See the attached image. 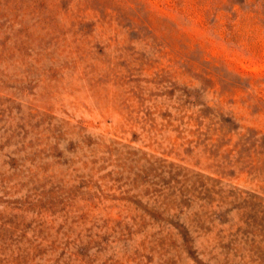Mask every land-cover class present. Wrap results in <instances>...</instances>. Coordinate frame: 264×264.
Masks as SVG:
<instances>
[{"label":"rangeland","instance_id":"374dc122","mask_svg":"<svg viewBox=\"0 0 264 264\" xmlns=\"http://www.w3.org/2000/svg\"><path fill=\"white\" fill-rule=\"evenodd\" d=\"M0 264H264V0H0Z\"/></svg>","mask_w":264,"mask_h":264}]
</instances>
